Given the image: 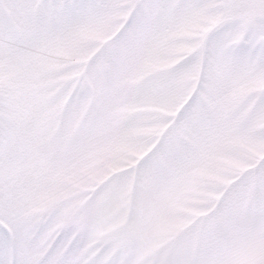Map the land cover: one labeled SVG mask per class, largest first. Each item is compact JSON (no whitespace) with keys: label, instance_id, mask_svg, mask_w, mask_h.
I'll return each mask as SVG.
<instances>
[{"label":"snow or ice","instance_id":"1","mask_svg":"<svg viewBox=\"0 0 264 264\" xmlns=\"http://www.w3.org/2000/svg\"><path fill=\"white\" fill-rule=\"evenodd\" d=\"M0 264H264V0H0Z\"/></svg>","mask_w":264,"mask_h":264}]
</instances>
